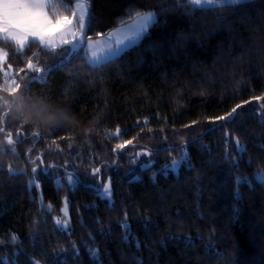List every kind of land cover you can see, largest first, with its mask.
<instances>
[{
    "label": "trees",
    "instance_id": "trees-1",
    "mask_svg": "<svg viewBox=\"0 0 264 264\" xmlns=\"http://www.w3.org/2000/svg\"><path fill=\"white\" fill-rule=\"evenodd\" d=\"M150 10L108 63L0 40L19 92L74 117L42 129L0 106V264H264V0H91L86 35Z\"/></svg>",
    "mask_w": 264,
    "mask_h": 264
},
{
    "label": "snow or ice",
    "instance_id": "snow-or-ice-1",
    "mask_svg": "<svg viewBox=\"0 0 264 264\" xmlns=\"http://www.w3.org/2000/svg\"><path fill=\"white\" fill-rule=\"evenodd\" d=\"M189 4L203 8L204 5L209 7L213 5H221L224 3L231 5H240L243 0H188ZM58 7H63L64 12L69 13L72 19H69L67 15H62L59 11L52 12L55 20H50L46 10L58 9ZM91 8V0H0V40L5 43H13L16 46L18 53H23L24 49L32 43H39L46 48L51 47V40L47 39L50 37L51 30L56 27L71 25V28L65 27L64 30L71 31V29H78L81 34L80 37L76 39V44L86 45L87 49H92L91 55L87 57L88 60L95 64L108 63L112 59L116 58L123 48L127 47L129 44L136 43L144 35L147 34L149 27L154 25L156 22V14L153 12L141 13L136 12V23L129 26L128 34H126L123 39H118L113 41L112 37L115 35L116 31L112 33L105 34L107 37L106 41H97L93 43L90 37H87L86 32L90 29L92 15L89 12ZM99 35V34H98ZM32 37L33 39H29ZM100 43H107L108 47L103 49L104 54L98 55L97 45ZM114 44V46H113ZM75 44L72 45L75 48ZM6 53L0 49V64L6 59ZM26 66L29 71L42 72L45 69L38 67L31 60L26 61ZM9 67H11L9 65ZM3 69L0 68V71ZM23 71V69H21ZM32 80L42 79L41 77L33 76ZM27 87V85H25ZM21 84L16 81L15 78L9 79L8 73H4V83L0 84V90L7 92L11 97L20 91ZM3 99V97H0ZM258 101H264V96L255 97ZM247 103V101L245 102ZM0 106H4L3 104ZM261 109H264V103L260 105ZM241 105L237 104L228 116L231 117L233 113L237 112V109ZM10 109L6 108L5 115ZM220 119H224L221 117ZM0 131H3L0 128ZM119 129L113 134L118 135ZM38 135V133H34ZM9 144L13 143L11 139V133L8 134ZM239 142L237 141V144ZM122 147V145H117V148ZM176 162L173 161V164ZM11 172L12 170L9 169ZM35 172L36 170L33 169ZM99 172V169H94L93 174ZM73 178L69 176V182L71 183ZM104 191L107 193L109 191V186L104 185ZM13 240L16 238L13 237Z\"/></svg>",
    "mask_w": 264,
    "mask_h": 264
},
{
    "label": "rangeland",
    "instance_id": "rangeland-1",
    "mask_svg": "<svg viewBox=\"0 0 264 264\" xmlns=\"http://www.w3.org/2000/svg\"><path fill=\"white\" fill-rule=\"evenodd\" d=\"M224 4H227V3H224ZM204 6L209 7L208 5H204ZM213 6H216V5H213ZM46 11H47V14H48V18L50 20H53L54 21L55 20V17L52 15V10L49 9V10H46ZM146 12H153L154 13V11H152V10L146 11ZM146 12H142V13H146ZM68 18L69 19H72V16L69 14L68 15ZM135 23H136V15H135V17H133L132 20H130V21L124 23V24H120L119 26H117L116 28L112 29L109 32H106L105 34L112 33V32H114L115 30L118 29V31H116L115 35L112 37V40L115 41V40H118V39H123V37L126 34H128V28H129V26H131V25H133ZM65 27L71 28V25L60 26V27L53 28L51 30L50 37H47V39H50L51 40V47L50 48L56 49V48H59V47L66 46L68 48L67 49V52H66L67 55H69L71 53H74V52L82 49L83 52H84V54L86 55V57L90 56L92 49H87L86 45L76 44V39L81 36V34L79 33V30L78 29H71V31H67L66 32L64 30ZM105 34H101L97 38H91L92 41H93V43H95L97 41H106L107 40V37H106ZM29 39H33V38L30 37ZM73 44L76 45L75 48L72 47ZM131 45H133V44H129L127 47L123 48V50H125L128 47H130ZM113 46H114V44H113ZM107 47H108V44L107 43H100V44L97 45V48L95 50L97 51L98 55H103L104 54L103 49H105ZM0 49H2V48L0 47ZM2 50H3L4 53L7 54V52L4 49H2ZM6 58H7V55H6ZM87 61L90 64H95V63L91 62L88 59H87ZM5 62H6V59L3 62V64H0V68L3 69L2 71H0L1 74H2V82L3 83H4V73L5 72L8 73V78L9 79H12L13 78V76H12V72L13 71L9 67V65H5ZM37 75L42 76V72H37ZM185 156H186V148L184 147L183 150H182V153H181V158H183ZM177 167L178 166H177V162H176L175 164H172L169 168H171L172 170H174L175 172H177ZM166 172L167 171H164V173H166ZM104 185H108L109 186V191L107 193H105L104 187H103V189L101 190V195H102V197H104L105 199H107L108 201H110L111 200V189H110L109 178H107L105 180Z\"/></svg>",
    "mask_w": 264,
    "mask_h": 264
},
{
    "label": "clouds",
    "instance_id": "clouds-1",
    "mask_svg": "<svg viewBox=\"0 0 264 264\" xmlns=\"http://www.w3.org/2000/svg\"><path fill=\"white\" fill-rule=\"evenodd\" d=\"M0 97H3L0 104L10 109L15 119L36 127L47 129L74 122V117L67 109L50 104L42 98H33L24 92H18L15 97Z\"/></svg>",
    "mask_w": 264,
    "mask_h": 264
}]
</instances>
